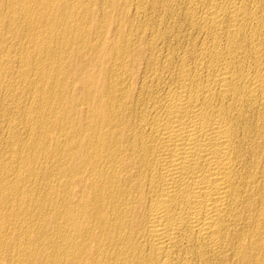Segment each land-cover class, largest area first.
<instances>
[{
    "label": "bare ground",
    "instance_id": "6f19581e",
    "mask_svg": "<svg viewBox=\"0 0 264 264\" xmlns=\"http://www.w3.org/2000/svg\"><path fill=\"white\" fill-rule=\"evenodd\" d=\"M0 264H264V0H0Z\"/></svg>",
    "mask_w": 264,
    "mask_h": 264
}]
</instances>
